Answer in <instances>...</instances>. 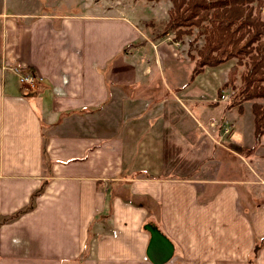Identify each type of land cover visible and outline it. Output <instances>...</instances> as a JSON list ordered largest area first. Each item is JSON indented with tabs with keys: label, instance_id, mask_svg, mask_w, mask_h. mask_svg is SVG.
<instances>
[{
	"label": "crops",
	"instance_id": "obj_1",
	"mask_svg": "<svg viewBox=\"0 0 264 264\" xmlns=\"http://www.w3.org/2000/svg\"><path fill=\"white\" fill-rule=\"evenodd\" d=\"M139 24L0 8V264H264V134L218 92L230 62L212 80Z\"/></svg>",
	"mask_w": 264,
	"mask_h": 264
},
{
	"label": "trees",
	"instance_id": "obj_2",
	"mask_svg": "<svg viewBox=\"0 0 264 264\" xmlns=\"http://www.w3.org/2000/svg\"><path fill=\"white\" fill-rule=\"evenodd\" d=\"M262 7L264 0H172L169 19L162 32L165 36L168 31H175L174 41H177L180 34H191L193 28L198 29V35L203 36L202 46L197 48L189 44L188 47V55L194 60L196 73L205 67H217L230 62L228 75L232 78L240 66L244 67L240 74L241 85L238 93H234L229 99V107H237L242 113L245 102L253 103L251 112L255 140L264 134ZM232 60L236 62L233 63ZM228 81L229 77L218 89L219 93L228 88ZM257 250L256 245L253 252L256 253Z\"/></svg>",
	"mask_w": 264,
	"mask_h": 264
},
{
	"label": "rangeland",
	"instance_id": "obj_3",
	"mask_svg": "<svg viewBox=\"0 0 264 264\" xmlns=\"http://www.w3.org/2000/svg\"><path fill=\"white\" fill-rule=\"evenodd\" d=\"M0 8H4L7 13L30 12L38 9L58 16L98 13L109 8L115 9V12L121 11L125 13L127 11V15H131L133 18L134 16L137 17V21L140 23L139 25L141 28L145 27V29L148 30L149 37L162 39L164 38L162 32L165 30L166 23L169 19V12L172 9V0H0ZM260 15L264 22V7L261 9ZM190 33L191 34H180L177 40L181 41L186 46L187 52L189 44L197 48H200L203 44V36L198 35L197 28H193ZM174 34L175 31H168V39L174 40ZM192 53L195 54L194 51ZM232 62L235 63L236 61L232 60ZM209 68L210 70L205 73L210 74L212 80L222 75L221 68ZM243 69L244 67L240 66L237 74L233 75V79L231 75H228V89L233 90V93L229 96L230 99L234 93L235 95L238 93L237 91L241 85L240 74ZM213 72L216 73L217 76H214ZM247 103L253 104L250 102ZM254 183H257V186L264 190V180L258 179L254 181Z\"/></svg>",
	"mask_w": 264,
	"mask_h": 264
},
{
	"label": "water",
	"instance_id": "obj_4",
	"mask_svg": "<svg viewBox=\"0 0 264 264\" xmlns=\"http://www.w3.org/2000/svg\"><path fill=\"white\" fill-rule=\"evenodd\" d=\"M150 234H151L150 246H153V245L156 246L157 243L163 242L162 239L167 241L166 238L161 233H159L155 228L150 229ZM164 244H167V243H164ZM163 250L164 251H160V250L157 251L155 249V251L152 253L154 256L150 255L149 253H148V256L153 262L159 261V262H155L157 264L163 263L170 258L172 249L170 246L167 247L165 245ZM157 259H159V260H157Z\"/></svg>",
	"mask_w": 264,
	"mask_h": 264
},
{
	"label": "built area",
	"instance_id": "obj_5",
	"mask_svg": "<svg viewBox=\"0 0 264 264\" xmlns=\"http://www.w3.org/2000/svg\"><path fill=\"white\" fill-rule=\"evenodd\" d=\"M13 70L18 76L19 84L25 88V91L33 90L41 80L31 72L23 71V68L14 67ZM221 99H225V97L222 96ZM225 132L228 133L227 130H225Z\"/></svg>",
	"mask_w": 264,
	"mask_h": 264
}]
</instances>
